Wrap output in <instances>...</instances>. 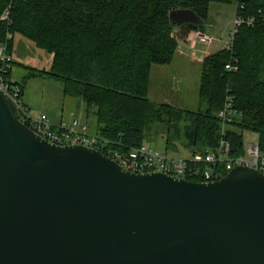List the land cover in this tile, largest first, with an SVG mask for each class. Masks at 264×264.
<instances>
[{"label": "water", "instance_id": "water-1", "mask_svg": "<svg viewBox=\"0 0 264 264\" xmlns=\"http://www.w3.org/2000/svg\"><path fill=\"white\" fill-rule=\"evenodd\" d=\"M178 26L207 28L189 9ZM0 264H264V174L215 182L124 170L48 142L0 90Z\"/></svg>", "mask_w": 264, "mask_h": 264}, {"label": "trees", "instance_id": "trees-1", "mask_svg": "<svg viewBox=\"0 0 264 264\" xmlns=\"http://www.w3.org/2000/svg\"><path fill=\"white\" fill-rule=\"evenodd\" d=\"M212 3H235L238 15L256 22L239 28L231 50L202 62L199 99L206 109L152 101L153 66L171 64L190 31L207 30L175 25L171 11L192 10L209 25ZM6 10L10 23L1 21ZM8 31L10 53L20 34L53 56L50 69L31 77L60 81L64 94L79 98L95 116L97 134L111 148L129 151L153 133L189 152L214 148L221 138L218 113L231 96L240 114L228 130L234 154L244 153V131L258 133L264 150V0H0V35ZM231 60H238L237 70H226Z\"/></svg>", "mask_w": 264, "mask_h": 264}, {"label": "built area", "instance_id": "built-area-1", "mask_svg": "<svg viewBox=\"0 0 264 264\" xmlns=\"http://www.w3.org/2000/svg\"><path fill=\"white\" fill-rule=\"evenodd\" d=\"M1 21L10 23L8 10L1 16ZM255 22L254 17L245 18L236 13L231 39L226 42L224 48L231 50L235 34L239 28L243 25L253 26ZM12 38L13 35L9 31L5 36L0 35V90L17 104L21 113V121L48 142L59 146L83 145L102 153L106 152L104 154L116 161L124 170L138 174L163 173L187 180H191L188 177L198 178L200 181L196 182L204 183L221 180L239 166L249 167L264 174V150L261 148L259 139L247 146L244 144L243 154H234L228 130L240 114L234 107L231 96L227 97L223 109L218 113L222 124L219 144L204 151L190 152L188 157L174 156L145 143L129 151L111 148L108 145V140L103 139L98 134L89 133L87 128L80 130L78 120H74L70 124L53 125L46 114L32 113L23 101L20 86L10 79V73L13 70V59L9 51ZM193 38L195 41L192 44H200L203 50H207L208 54L210 53L208 49L216 41V37L201 29L193 34ZM194 51L196 50L194 49ZM237 64L238 60H231L226 65V70H237Z\"/></svg>", "mask_w": 264, "mask_h": 264}, {"label": "rangeland", "instance_id": "rangeland-1", "mask_svg": "<svg viewBox=\"0 0 264 264\" xmlns=\"http://www.w3.org/2000/svg\"><path fill=\"white\" fill-rule=\"evenodd\" d=\"M236 10L235 3H212L210 5L207 33L216 37L215 43L208 49L210 54L224 49L226 42L231 39ZM197 30L190 31L186 37L178 41L177 51L179 53L200 59L194 49L196 50L202 46L192 44L195 41L193 34ZM177 32L178 30L175 29L174 33L177 34ZM202 52L205 55L208 54L206 49H202ZM11 57L13 59V70L10 79L13 83L23 85L26 101L29 100L32 104L38 103L65 110L70 108L74 102L81 101L79 98L66 96L60 81L48 76L31 77L33 72L50 69L53 56L35 45L30 39L16 34L12 44ZM204 59H200L201 63ZM200 70L201 68L198 66L197 75L191 69L184 68L181 70L175 68V62L168 65H154L151 75L150 99L156 103H166L178 108H188L193 111L205 110L206 105L198 99V87L201 83ZM42 111L44 110L35 107L32 113L40 114ZM167 137L166 134L157 135L153 133L145 144L174 156H190V152L184 150L179 142L171 139L168 145ZM243 137L245 146L259 139L258 133L251 131H244Z\"/></svg>", "mask_w": 264, "mask_h": 264}, {"label": "crops", "instance_id": "crops-1", "mask_svg": "<svg viewBox=\"0 0 264 264\" xmlns=\"http://www.w3.org/2000/svg\"><path fill=\"white\" fill-rule=\"evenodd\" d=\"M205 31L207 32V30ZM201 48L202 47H199L198 49H196V55L200 59L203 60V58L210 55V53L205 55L204 52H202ZM200 59L189 57V56H186L185 54L183 55L177 51L172 63L175 62V68L177 69H181V70H183L184 68L188 70L191 69V71L194 72V74L198 75V66L201 68L200 71L202 74V63ZM199 87H198V92H199ZM198 99H199V95H198ZM23 101L30 108L31 111L35 107L40 108V110H44L42 111V113L46 114L49 118V121L55 126L60 125L62 123L70 124L74 120H78L80 130H82L83 128H87V131L89 133L97 134V120L93 114L87 113V110L85 106L83 105L82 101L74 102V104L70 108H67V110L63 108L55 109V108L44 106L38 103L32 104L29 100L26 101L25 100V89L23 91ZM184 109L189 110L188 108H184Z\"/></svg>", "mask_w": 264, "mask_h": 264}]
</instances>
